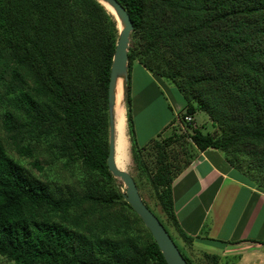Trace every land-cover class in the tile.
I'll use <instances>...</instances> for the list:
<instances>
[{"label":"trees","instance_id":"1","mask_svg":"<svg viewBox=\"0 0 264 264\" xmlns=\"http://www.w3.org/2000/svg\"><path fill=\"white\" fill-rule=\"evenodd\" d=\"M118 1L134 26L124 99L134 159L146 147L133 132L134 62L171 81L184 102L179 121L192 129L187 146L194 153L185 156L183 135H157L150 180L168 224L191 244L176 218L172 181L198 151L220 150L242 179L264 191V0ZM117 36L114 16L97 0H0V45L12 57L8 84L7 72H0L4 131L40 173L44 168L33 157L46 144L57 159L81 164L83 178L92 177L80 196L58 194L0 141V255L12 264H167L122 192L108 188L115 178L106 165L107 88ZM199 109L212 131L184 121ZM116 201L131 220L119 211L87 223L75 213L83 203ZM204 258L206 264L219 260L217 254Z\"/></svg>","mask_w":264,"mask_h":264},{"label":"rangeland","instance_id":"2","mask_svg":"<svg viewBox=\"0 0 264 264\" xmlns=\"http://www.w3.org/2000/svg\"><path fill=\"white\" fill-rule=\"evenodd\" d=\"M106 6L109 8L107 9L104 6L106 11L111 13L110 10H112V8L107 4ZM11 59L12 57L10 55V52L8 50H4V48L0 45V72H7L4 75L5 84H8L7 79L9 78V74L11 73V70L7 68V66H9L12 61ZM129 71V95L133 132H135V136L138 142H143L148 135H153L154 138H157V135H159L161 136V138H163L169 136L172 133H175L176 135H183L186 138H183L186 144L184 146V149L185 151H188L187 153H185V156L189 155V153L190 155H192L194 153V150L191 147L189 148L187 146V144L190 143L188 135L189 133H191V128H187V126L183 122H181L182 125H180L179 122H176L172 125H167V127H164V129H161V126L165 124L162 123L163 121L167 120L166 123H168L170 117L173 118L171 108H174L173 105L176 100L178 101L181 98L180 100L182 101L181 105H178V111L174 113L175 116L176 114H178V119L180 121L185 111L184 102L177 88L171 81L163 79L156 75L151 74L152 80L148 83L149 79H146L144 75H140L138 69L133 68ZM21 77H24V74L21 73ZM121 81L122 78H119L117 83V89L120 90H122ZM143 91H145V95L143 94ZM115 113L116 124L119 114L116 112V110ZM123 114V117L125 119V139H127L128 142L126 141L125 156L119 167L126 170L133 176L141 199L144 200L146 204H148L149 209L157 216L159 220H161L165 229L168 230L167 232L169 233V235L171 234L170 236H172L171 238L173 239V241L176 242L175 244H177L178 248L188 256L192 264H206V259L204 258L202 253H199L196 247H183L182 240L177 236L173 227L168 224L167 220L165 219V216L163 215L160 209V205L155 193L156 188L150 180V177L152 176L155 170L154 162L156 159V154L154 151V146H152L155 139L150 140V142H147L145 144L146 147L144 146V149L141 151L142 153L140 155L137 154L136 158L134 159V147L130 143L128 137V125L126 120L127 116L125 107L124 110H122L121 115ZM192 116V125L195 128H199L203 132L212 131L213 128L210 123V118L205 111L199 109L195 113H193ZM1 121L2 111L0 112V141L2 142L6 152L11 157L20 161L24 165L25 169L28 170V172L34 174L36 177L43 181H47L49 185L53 187V190L56 193L61 195L63 194L66 196H80L83 190L89 187V185H91L92 177H82V173L85 174V172L80 166L81 164L71 162H69V164H66L65 157L63 159H57V157H55L54 154H51L48 148H46V144H39L36 156L33 157L34 159H37L39 165L44 168V172L40 173V170L32 165L31 158L26 157L17 151L15 142H13V139H11L8 134L4 131ZM107 131L109 137V123ZM161 138L158 139L160 140ZM53 143L57 144L59 142L57 139H55ZM180 146L181 145L175 146L174 149L180 152ZM169 150L172 151V149ZM180 158L182 157L180 156ZM143 166L145 170L143 169ZM140 167H142L143 169V173H141V176L139 170ZM108 185L109 189L112 188L122 193L124 191L123 183L117 178H115ZM119 211H122L124 216H127L130 220L132 219V217H134L126 208V206L122 203V201H116L111 206H100L88 202L81 204L77 209H75V213H77L79 216H83L85 222L87 223H89V221L91 220H97L99 218H104L103 220H109V218H112V216H117L116 214ZM111 213L112 215L110 216ZM108 215L110 217L105 218ZM139 227L142 226L139 224ZM0 264H12V261L0 255Z\"/></svg>","mask_w":264,"mask_h":264},{"label":"crops","instance_id":"3","mask_svg":"<svg viewBox=\"0 0 264 264\" xmlns=\"http://www.w3.org/2000/svg\"><path fill=\"white\" fill-rule=\"evenodd\" d=\"M133 68L151 82V73L142 65L134 62ZM180 99L174 102V110L171 108L173 118L168 123L163 121L161 129L172 120L178 122V114L174 113L181 105ZM122 110L123 97L119 115ZM134 138L141 147L154 137L148 135L138 142L134 132ZM172 194L178 223L193 237L191 244L182 241L183 247H196L203 256L217 254V264H264V191L242 179L220 151H198L173 179Z\"/></svg>","mask_w":264,"mask_h":264},{"label":"water","instance_id":"4","mask_svg":"<svg viewBox=\"0 0 264 264\" xmlns=\"http://www.w3.org/2000/svg\"><path fill=\"white\" fill-rule=\"evenodd\" d=\"M102 5L109 9V5L118 27V36L116 39L114 52L112 56L110 74L107 88V107H108V123H109V137H108V154L106 158V165L109 172L114 178L119 179L124 185L122 193L124 199L130 204L135 213L141 218L144 225L150 231L152 237L157 243L163 258L167 264H188L177 245L157 218V216L147 207L141 199L137 185L133 176L126 170L120 168L116 164V127H115V86L118 77L123 78L124 95H126L127 79V64H128V46L130 41V34L134 28L130 16L125 8L118 0H98ZM120 24V25H119ZM124 102V101H123Z\"/></svg>","mask_w":264,"mask_h":264},{"label":"bare ground","instance_id":"5","mask_svg":"<svg viewBox=\"0 0 264 264\" xmlns=\"http://www.w3.org/2000/svg\"><path fill=\"white\" fill-rule=\"evenodd\" d=\"M109 6V5H108ZM120 25V24H119ZM121 79L122 77H118V79ZM115 86V110L117 113L120 114V109L122 105V91L124 93V84H123V78L121 81L122 90L117 89V83ZM125 147H126V139H125V133H124V117L123 115H119L118 120L116 122V164L119 167L121 165L122 160L125 156Z\"/></svg>","mask_w":264,"mask_h":264},{"label":"built area","instance_id":"6","mask_svg":"<svg viewBox=\"0 0 264 264\" xmlns=\"http://www.w3.org/2000/svg\"><path fill=\"white\" fill-rule=\"evenodd\" d=\"M192 120H193V117H192L191 115H185V116H184V121H185L187 124H192V123H193ZM178 122H179L180 125H182L181 122H180L179 120H178Z\"/></svg>","mask_w":264,"mask_h":264},{"label":"clouds","instance_id":"7","mask_svg":"<svg viewBox=\"0 0 264 264\" xmlns=\"http://www.w3.org/2000/svg\"><path fill=\"white\" fill-rule=\"evenodd\" d=\"M177 120H179V119L177 118Z\"/></svg>","mask_w":264,"mask_h":264}]
</instances>
